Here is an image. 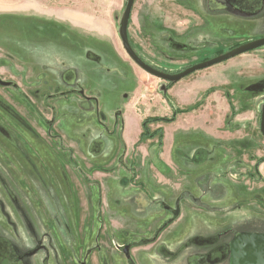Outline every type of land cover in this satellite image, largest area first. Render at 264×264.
I'll return each mask as SVG.
<instances>
[{
  "label": "rangeland",
  "instance_id": "1",
  "mask_svg": "<svg viewBox=\"0 0 264 264\" xmlns=\"http://www.w3.org/2000/svg\"><path fill=\"white\" fill-rule=\"evenodd\" d=\"M17 1L0 0V80L17 86H0V150L4 167L12 164L21 173L24 197L9 196L26 220L15 227V237L0 234V264H177L182 257L175 262L165 258L160 245L171 249L216 229L229 230L220 241L230 244L241 232L236 228L264 219V137L259 132L264 46L245 52L237 64L228 59L166 86L169 82L135 64L138 74L104 59V53L117 58L113 44L102 42L94 25L88 27L91 20L119 27L126 0H21L30 7H11ZM244 2L135 0L134 11L146 15V26L131 24L130 15L128 36L149 65L183 70L264 37V6L257 7L259 0H250L248 7ZM66 12L82 15L86 27L66 21ZM172 41L177 45L172 47ZM119 45L126 55L120 40ZM235 68L250 69L259 78L230 83L229 70ZM219 69L225 70L221 77ZM218 78L227 81L212 85L210 92L221 102L215 100L209 114L194 104L175 113L173 121L146 125L150 133L158 128L166 133L160 144L156 137L140 136L145 118L174 117L175 108H187L186 102H171V89L174 95L189 91L194 99H205L204 86ZM80 83L86 85L84 95L71 91ZM90 94L98 100L87 99ZM132 97L134 108L127 105ZM225 112L226 123L217 130L227 138L205 139L202 132L218 125ZM50 118L52 125L44 121ZM239 132L259 143L251 163L259 164V182L238 173L249 167L244 161L249 153L234 136ZM64 139L71 145L67 150ZM47 147L50 154L43 150ZM124 151V161L134 165L133 176L128 167L117 169ZM128 176L122 184L119 178ZM220 198L223 204L212 203ZM166 222L155 238L156 227ZM226 234H232L229 241ZM128 242L132 247L126 257L119 245Z\"/></svg>",
  "mask_w": 264,
  "mask_h": 264
},
{
  "label": "crops",
  "instance_id": "2",
  "mask_svg": "<svg viewBox=\"0 0 264 264\" xmlns=\"http://www.w3.org/2000/svg\"><path fill=\"white\" fill-rule=\"evenodd\" d=\"M135 5L136 4H135V0H134L133 6H132V9H131L132 14L130 13V15H131L130 22H131V24H133V22H134V24L138 28H139V26H142V27L146 26L145 23H144V21L147 20L146 19V15L145 14L143 15V12H142L141 15L139 14V12L138 13L135 12L134 11V7H136ZM11 7H30V6L25 4V3H22L21 0H18L17 2H12L11 3ZM32 7H35V6H32ZM81 16L82 15L79 16L78 14H76V12H70V13L66 12L64 14V17H62V18L67 19L66 21H68L69 23H73L75 27H78V26L79 27H86V25H83V22L85 20L82 19ZM108 22H106V21H101V22L99 21L98 22V21L91 20L88 23L89 24L88 27H90L91 25L92 26L94 25L95 26L94 28H96V31L99 34H101L100 38L103 39L102 42H104L105 39H109L111 44H113V48H114V51L116 53V57L117 58H112V57L108 56L107 53L103 54V58L104 59H109L110 62H113V64L115 66H119V67H122V68H126V67L129 66L132 70H134L135 74H138L139 73V69H135V66H137V65L130 58L127 57L128 56L127 54H126L127 56L123 55L121 49L119 48L120 47V45H119L120 38H119V35H118V27L115 28V24L113 22L111 23L112 26L110 24H108ZM154 24H155L154 26H157L156 23H154ZM130 27L131 26H129V29H130ZM129 35H130V32H129ZM130 38H131V36H130ZM131 40L133 41L132 38H131ZM120 43H121V41H120ZM133 43H134V41H133ZM135 45L139 47L138 44H135ZM245 54H247V53L240 54L239 55L240 57H238V59H235V57H237V56H235L233 58H230V59H233V60H229V64L233 65V64H237L238 62L242 61V58H243V56H245ZM101 59H102V56L100 54L99 55V60L101 61ZM133 64H135V66ZM224 71H225L224 69H219V72H220L219 76L220 77H221V74H223ZM229 72H230L229 73L230 75L234 76L233 80H230V83L232 81L236 82L237 79L240 80L241 78L248 80L245 83H247V82L250 83L254 79L259 78V76L255 75V74H252V70H250V69H248V71H247V70H239V69L235 68V69L229 70ZM229 74H228V76H229ZM226 78L228 79L227 76H226ZM218 79H219V81H215L213 84L210 83L207 86H204L203 92L205 93V95H203V98H204V96H206L205 99H201L202 96L201 97L199 96L200 98L198 97V98L194 99L193 95H191L189 93V91H186L185 94H184V92H182V93H176L174 95V90L171 89V93H170L171 102L174 101V99L179 101V102H181V101L182 102H186L185 106H187V107L196 104V105H200L204 111H206V109H207V111H206L207 113L209 111L211 112L212 108H213L212 103L215 102V100H217L218 103H220L221 102V100H220L221 96L219 94H217V93H213V92H210V91H212L214 89L215 85H222L225 81H227L225 78H218ZM82 84L84 86H86L84 83H82ZM212 85H214V86H212ZM94 86L95 85H93V84L91 85V87H94ZM139 88L140 87L138 86V91H141ZM90 90H92V89H90ZM88 96H87V99H93L94 98V99L98 100L97 97H88ZM134 97H135V94H134ZM134 97H132V100L127 103V105L131 106L132 108L135 107V103H136V102L135 103L133 102V98ZM191 101H193V102H191ZM142 102H143L144 105H147V102H145V101H142ZM183 107L184 106H182L181 108H183ZM220 118L221 119H220V122H219L218 125H216L215 127L210 128L208 130L206 129L205 131L202 132V134L204 135L205 139L214 140V139H220V138H224V139L227 138L226 132H221V131L217 130V128L220 129L223 125H225L226 112ZM203 124L205 126L204 122H203ZM165 136H166V133L163 132V140H165ZM234 136L237 139L242 140V143H243L242 146L245 147V148H243L244 153H249L254 158L258 157L259 151H260L259 143L258 142H254V143L252 142L251 139H252L253 136L249 137L248 134H246V133L242 134L240 132L238 134H234ZM137 139L133 138L132 141L134 142ZM171 140H172V143H173L174 136H171ZM64 141H65V143H64ZM64 141H63L64 150H67L68 147H66V146H70L71 147V145L68 144L65 139H64ZM164 144H165V141H164ZM171 145L173 146V144H171ZM73 147H75V146H73ZM170 148H171V146H170ZM50 149L51 148L47 147L46 149H43V150H44V152L48 151V153L50 154V152H49ZM164 149L165 148H163V151H164ZM2 159H3V155H2V151L0 150V234L2 232H5V234H7L6 237H8V236L15 237L13 235V231H14L16 226L17 227H21L20 220H23V219H21L19 213L17 212V209L12 206V200L10 199V196H9V194H8L6 189L10 190L11 196H14V197L15 196H21V195L24 196L25 193L22 191L23 187L20 186L19 181H18L19 180L18 168H16V166L14 167V165H12V164H10V166L4 167V165L2 163V161H3ZM252 162H253V159H251L250 164ZM117 169H119L120 172L123 171V170L120 169L119 166L117 167ZM258 169H259V166H258ZM249 184H250L251 187H253V185L251 183H249ZM256 184L254 185V187H256ZM171 188H172V190H174V183H173V186H171ZM256 190L257 189H255V191ZM27 194L29 195L30 192H28ZM224 202H225V200L223 198H220L218 200H212L213 204L214 203L215 204H223ZM27 203H29V202H27ZM27 209H29V207ZM254 213H256V212H254ZM210 214H212V212ZM256 221H258V220H256ZM24 226H26V225L24 224ZM236 230L241 231V232L264 233V219H259V222H254V221L251 220L249 224L241 226V227H238V228H236ZM23 231L27 235V231L25 230V228L23 229ZM216 231H217V229L212 231V232L206 233V234L197 233L194 236H204V237L212 236V235H214L216 233ZM230 235H232V234H226L225 235L226 241L228 240ZM230 239H231V237H230ZM186 242H184V243H186ZM15 244H17V243H15ZM182 245L175 246L174 248L170 249L172 251L174 250V252L177 251L176 252L177 256H176V258H174V262L177 260V258H179L181 256L182 257L181 258V262L177 263V264H205V261L203 260L202 256L205 253V251L207 250V247L193 244L192 246L191 245L187 246L186 248H184L181 251V249H179V248L182 247ZM217 264H228V263L227 262H221V263H217Z\"/></svg>",
  "mask_w": 264,
  "mask_h": 264
},
{
  "label": "water",
  "instance_id": "3",
  "mask_svg": "<svg viewBox=\"0 0 264 264\" xmlns=\"http://www.w3.org/2000/svg\"><path fill=\"white\" fill-rule=\"evenodd\" d=\"M133 3L134 0H126L122 18L119 22L118 35L121 41V45L126 54L137 66H139L150 75L160 78L166 82L173 83L179 81L183 77L197 70L210 67L214 64L223 62L237 55L264 46V37H260L251 41L241 43L235 47L230 48L226 52L218 54L212 58L197 62L176 73H169L163 70H159L146 63L135 52L129 41L128 22ZM10 84L11 82L0 80V85L6 86ZM259 131L264 136V104L262 106L260 114ZM128 247L129 246L126 245L122 248V251L125 254H128ZM207 259L210 263H218L224 259V254L220 249L213 250L208 254ZM229 264H264V233L240 232L236 234L230 242Z\"/></svg>",
  "mask_w": 264,
  "mask_h": 264
},
{
  "label": "flooded vegetation",
  "instance_id": "4",
  "mask_svg": "<svg viewBox=\"0 0 264 264\" xmlns=\"http://www.w3.org/2000/svg\"><path fill=\"white\" fill-rule=\"evenodd\" d=\"M225 2H226V0H225ZM248 2H250V0H245V2L243 3L244 4V6L245 7H248ZM220 6L222 5L220 2L218 3ZM246 4H247V6H246ZM258 5V4H257ZM252 7H253V5H251ZM249 7H250V5H249ZM257 7H260V6H257ZM129 37V40H130V43H131V45H132V47H133V49L135 50V52L139 55V53L136 51V49H135V47H137V48H139L138 46H136L134 43H133V41L131 40V38H130V36H128ZM173 44H174V46H176L177 44L176 43H174V41H172V47H173ZM263 47V46H262ZM126 53V52H125ZM140 56V55H139ZM129 57V56H128ZM141 58H142V56H140ZM130 58V57H129ZM143 59V58H142ZM206 60V59H205ZM145 61V60H144ZM146 62V61H145ZM139 67V66H138ZM154 67V66H153ZM143 70V69H142ZM144 71V70H143ZM179 71H181V70H178V71H176V72H179ZM166 72H168V71H166ZM176 72H169V73H176ZM67 79H68V81H72V79L68 76L67 77ZM6 82H10V81H6ZM1 87H13V88H16L17 86L16 85H14L13 83H11L10 85H6V86H4V85H0ZM80 87L78 88L77 87V89H73V90H71V91H75L76 93H79V94H82V95H84L85 94V87L80 83V85H79ZM164 88H166V87H164ZM163 88V89H164ZM59 94H62V93H59ZM59 94H58V96H59ZM48 96H51V94L50 95H48ZM87 97V96H86ZM88 97H94V95L93 94H90ZM57 98H59V97H57ZM56 98V99H57ZM94 99V98H93ZM96 100V99H95ZM27 103H28V106L29 107H31V108H33V106L30 104V101H28L27 100ZM44 104L45 105H47V106H49V109L52 107V106H50V104L46 101V98H44ZM34 105V104H33ZM47 106H45V107H47ZM34 107L36 108V106L34 105ZM53 108V107H52ZM36 110V112L39 114V112H38V110H37V108L35 109ZM41 117H43V116H41ZM44 121L48 124V125H52L53 124V118H50L48 121H46L45 119H44ZM226 123V122H225ZM141 129H142V127H141ZM260 132V131H259ZM141 134V133H140ZM262 135V134H261ZM263 136V135H262ZM57 137V136H56ZM264 137V136H263ZM137 143V142H136ZM135 143V144H136ZM63 145V144H62ZM63 149H64V146H63ZM2 151V150H1ZM125 153H126V151H124V153H123V157H121V162H119L118 164H117V166H119L120 167V169L121 170H124V169H126L127 167L128 168H133L134 167V165H128L127 164V162L126 161H124V158H125ZM137 155V154H136ZM251 159H255L254 157H252V155H250V154H248V156L245 158V160L244 161H249L248 163V165H249V167H245L243 170H241V171H238V173L240 174V175H248V176H255L256 178H257V180H258V182L260 181L259 179V170H258V163L256 162V163H253V164H250V161H251ZM15 167V166H14ZM132 170V169H131ZM133 172H132V174H130V175H134L135 173H136V171H135V169L134 170H132ZM129 172V171H128ZM127 172V173H128ZM134 173V174H133ZM20 176H21V173H20ZM20 176H19V180H20ZM137 177V175L134 177V178H136ZM120 179V182L122 183V184H125L128 180H129V176L127 177V178H119ZM18 180V181H19ZM133 180V179H132ZM133 183V182H132ZM137 183V182H136ZM134 185H139V184H134ZM263 185H264V183H263ZM254 187V186H253ZM255 188V187H254ZM8 192V194H11L10 193V190H8L7 191ZM14 197V196H13ZM24 197V196H23ZM32 202H33V199H32V201H31V203L29 202V205H32ZM29 205H28V207H29ZM16 208V207H15ZM17 209V208H16ZM163 209L164 210H166L167 212H170V213H172V214H174V209L172 208V207H168V206H164L163 205ZM17 212H18V209H17ZM19 215H20V213H19ZM36 218H38V216L36 215L35 216ZM40 218H41V216H40ZM26 220V219H25ZM25 220H23V221H25ZM171 220H174V218L173 219H171ZM170 220V221H171ZM169 222V221H168ZM168 222H166V223H160L159 224V226L158 227H156V229H155V235H156V237L155 238H157L158 237V235L167 227V223ZM21 224V223H20ZM25 224V223H24ZM26 225V224H25ZM25 230H27L28 231V229H25ZM23 231V230H22ZM227 231H229V230H225V231H221V232H218V233H215L214 235H212V236H207V237H204V236H193V237H191V239L189 238L188 240H187V242L186 243H184L183 245H182V247H180V249H181V251L184 249V248H186L187 246H189V245H192V244H195V245H199V246H205V247H207V250L205 251V253L203 254V260L205 261V264H217V263H210L209 261H208V259H207V257H208V254L211 252V251H213V250H218V249H220L222 252H223V254H224V259L223 260H221L220 262H218V263H221V262H227L228 264H229V247H230V244H224V243H221V237L223 236V233H225V232H227ZM231 233V232H230ZM235 237V236H234ZM150 239V238H149ZM233 239V238H232ZM232 239L230 240V242L232 241ZM147 241V239L146 240H144V242H146ZM150 241H147L146 243H149ZM192 243V244H191ZM126 245H128L129 247H128V254H129V251L131 250V247H132V245H131V243H121L120 245H119V251L121 252V253H123L126 257H128V254H125L123 251H122V248L124 247V246H126ZM42 247V246H41ZM36 248L39 250V249H41L39 246H36ZM44 249V247H42V250ZM158 250H159V252H160V254H162L165 258H169V259H174V258H176V256H177V251H175L174 252V250L172 251V250H170V249H168L166 246H164V245H160L159 246V248H158ZM180 251V252H181Z\"/></svg>",
  "mask_w": 264,
  "mask_h": 264
},
{
  "label": "trees",
  "instance_id": "5",
  "mask_svg": "<svg viewBox=\"0 0 264 264\" xmlns=\"http://www.w3.org/2000/svg\"><path fill=\"white\" fill-rule=\"evenodd\" d=\"M259 4H260L259 5L260 6L259 8L263 7L264 6V0H259ZM171 83L172 82H169L168 85H166V86H170ZM193 106H195V105L188 106L187 108H184V107L183 108H180V109L175 108L174 109V117L167 118V117L152 116V117L145 118L142 121V123H141L142 131H141L140 136L141 137L146 136V137H150V138L156 137L158 139V141H159V144H160V142L162 140V137H163V133H162L161 129L158 128L156 130V131H158L157 133L156 132L154 133V131H153V133H150V132L146 131V128H147L146 125H148V123H150V122L153 123V122H162V121H164V122L173 121L174 118H175V113L180 112V111H183L185 109H193Z\"/></svg>",
  "mask_w": 264,
  "mask_h": 264
}]
</instances>
